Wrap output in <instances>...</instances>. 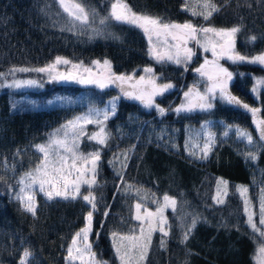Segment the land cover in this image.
Masks as SVG:
<instances>
[{
	"label": "trees",
	"instance_id": "trees-1",
	"mask_svg": "<svg viewBox=\"0 0 264 264\" xmlns=\"http://www.w3.org/2000/svg\"><path fill=\"white\" fill-rule=\"evenodd\" d=\"M71 1L89 12L87 24L74 20L58 0H0V71L41 66L55 56L79 62L106 59L111 73L147 75L143 69L152 68L158 82L174 87L154 97L164 115L156 107L117 93L115 113L100 123H86L77 143L83 154H100L95 174L89 171L84 177L95 183L80 184L74 199L36 195L35 214L15 196L18 179L36 163L37 146L80 108L72 103L58 106L49 99L65 95L101 105L116 92L110 86L48 81L25 90L27 99L18 101L13 97L22 90H0V264H19L25 249L32 253L28 264H64L65 247L90 211L91 247L97 261L121 264L119 247L121 254L129 253L128 264H256L255 252L264 237L249 226L245 199L250 201L254 221L264 230L259 225L264 146L255 133L252 114L220 95L212 100L211 109L177 113L172 108L175 92L191 79L188 66L154 59L146 35L135 25L114 19L102 24L113 0ZM122 1L132 11L164 22L238 27L232 38L234 55L253 56L264 50V0ZM206 3L218 9L207 20L201 14L210 10L203 7ZM222 63L232 73L228 91L243 104L259 108L256 117L264 119V89L252 93V75L264 68L227 59ZM204 121L214 141L207 158H201L202 152L190 155L186 147L189 133ZM226 126H231L227 136ZM236 126L251 133L254 143L235 135ZM101 127L107 133L104 144L89 138L100 134ZM250 152L256 159L246 158ZM238 186L248 191L242 196ZM89 193L95 198V209L83 199ZM165 196L175 200V206H165ZM158 208L163 209L167 235L160 231ZM148 212L154 215L148 217ZM137 215L142 219H135ZM194 218L196 226L185 240ZM149 222L154 229L150 242L145 239ZM127 236L140 237L139 243L147 245L143 259L140 248L132 249V242L122 239Z\"/></svg>",
	"mask_w": 264,
	"mask_h": 264
},
{
	"label": "snow or ice",
	"instance_id": "snow-or-ice-1",
	"mask_svg": "<svg viewBox=\"0 0 264 264\" xmlns=\"http://www.w3.org/2000/svg\"><path fill=\"white\" fill-rule=\"evenodd\" d=\"M61 7L67 12L71 17L74 18L76 21H80L82 24H87L89 22V12L79 3L75 4H67L65 0H59ZM203 7L205 9H210L206 12V14L201 13L204 16V19L207 20L213 11H217L215 5L213 4H204ZM93 14L95 11L93 10ZM196 12H193V15H196ZM107 19H114L115 21L128 23L135 25L145 32L146 35L149 37L150 44L152 43V36L153 34L156 35L157 38L163 36L165 38L164 42L168 43V38H171V41H176L177 44L174 45L176 48L175 54L171 52H165L164 54L153 53L154 58L158 62L164 61H172L176 64H181L189 62L191 58L195 55L191 48L187 47L188 41H195L198 45L203 47L204 51H212V55L215 57L217 56L216 45L212 42V40L208 37V34L211 33L216 37L221 38L223 40L225 37L228 40L225 41L224 45H221V53L220 55H224L226 50H234V44L232 41V37L235 36L237 32H239L238 27H232L231 29H215L213 27H197L191 23L185 22L184 24H177V23H164L159 18L150 17L148 15H138L131 11V9L126 5L117 0L116 3H112L111 5V12L108 17L101 19V23H105ZM201 38L205 40L204 44H201ZM252 41L256 39L255 36L250 37ZM209 45L211 49H209ZM150 52H153L150 49ZM233 62H244L247 61L249 63H259L264 65V54L252 57L251 59L236 54L235 56H228L227 57ZM71 62L67 59H63L61 57H57L54 64L48 65L46 67L29 69V68H19V69H12L11 71H21V72H28V71H35L38 73H48L51 79L55 80H75L81 84H95L97 87L103 89L109 86V84H117V86L121 87V91L123 95L139 100L145 107L152 108L156 107L157 111L161 114H165V109L159 107L158 105L154 104V97L157 95H163L164 92L172 89L174 87L171 83L165 84H157L156 81L159 77H156L154 74V69L152 68H145L143 71L145 74L150 75L152 78L149 79L146 83L151 85V89H141L139 91H128L123 88V84L127 81H130L132 77L125 76V75H116L115 73H111V64L110 61L104 60L103 64L109 69L110 75L107 78H92L89 76L88 78H84L79 76L77 73L67 72V73H57L53 75V70L55 69L56 65L64 64L68 65ZM94 64H99L100 61H94ZM210 62L205 59L203 65L200 68L195 69L197 73L201 76H206L208 81L210 82L204 94L195 91L194 89H189L188 92L184 93L185 99L187 101L186 104H181L180 107L176 108L175 111L177 113L182 111H193L196 108L201 110L211 109L213 104L211 100L216 97L217 92H219L220 98L227 101L229 104H234L237 107H242L247 112H250L252 116L255 118L257 113L260 112L259 108L250 107L248 104H243L237 97L232 96L231 93L228 91V82L232 80V73L228 72L226 68L220 67L216 65L215 61H212L214 65H216L217 71L213 74H209L206 72L205 66L208 65ZM81 65L72 64V68H78ZM186 70V69H185ZM85 72L90 73L91 69L85 68ZM38 82L36 80H15L12 84L8 85L9 87H22L25 85H36ZM145 83V77L141 76L136 84ZM257 85H264V80H257ZM135 87V85H133ZM253 92H258L257 88H253ZM118 99V98H117ZM110 108L106 107L103 111L100 109L91 108L89 109V113L84 116L76 117L73 121H68L66 125H63L61 129H58L56 133L50 137L49 141L45 145H38L37 150L38 152L43 154V158L41 162L36 166L33 172H28L25 174L24 177L21 178L19 183L23 184L24 187L20 189L21 193H27L26 198V210L35 214V202L34 196L32 194L34 186L38 185L39 191L44 193V195L48 199H53L54 197H63L68 199L69 196L75 198L76 195H79L80 184H87L89 187L95 183L94 179H85L84 177L88 174L89 171L95 174L96 166L100 158L99 152L90 153L88 155H83L79 153L78 144L76 142L79 135L83 132L82 127H78L80 122L85 123H92L93 116L99 117L101 114L103 115L104 119H108V112L111 111L113 114L115 113V99L110 102ZM97 123H100L97 120ZM257 129L260 132V139L264 140V120H256ZM229 130L224 132V135L227 136L229 131L231 130V126H226ZM235 135L240 137L243 140H246L248 144H253V137L251 133L247 132L246 130L236 126ZM69 136L72 137L71 142H69ZM62 137V138H61ZM107 133L104 132L103 127H101L100 134H92L89 138L97 140L98 143L104 144L106 142ZM213 134H208V139L205 142L203 148H201V152L203 156L201 158H207L208 152L211 150V145L213 143ZM187 147V145H186ZM195 153H190V155H194ZM246 158L256 159V155L254 153L246 154ZM81 166H77V165ZM75 175V179L69 180V177ZM2 179V177H0ZM225 185H227V181H221ZM47 185V189L45 187ZM59 185V186H58ZM238 191H240L241 195L243 196L248 190L247 188H243L238 186ZM18 199L24 200L23 196H18ZM83 199L87 201L89 204L92 205V208L95 209L96 205L94 203V197L89 193V195L83 196ZM165 206H168L170 203L172 206H175V200L171 199L168 196L164 197ZM218 203H223V200H218ZM249 204L250 201L245 199V211L248 213V224L252 228L254 232H258L261 237H264V230L261 229L254 221L253 216L254 213L249 211ZM141 207L140 204L136 205V208L139 210ZM157 213L160 214L161 219L158 221L161 225L160 231L164 232L167 235V232L164 231L163 224L165 223L162 216H163V209L158 208ZM107 215V213H106ZM154 213L148 212L147 216L152 217ZM87 225L82 228L79 232L76 233V236L73 238L72 244L75 245L77 243V238H83L84 241H87L88 234L91 231V221H92V212L90 211L87 214ZM137 220H141L142 217L137 215L135 217ZM259 225L264 226V190H262L261 197H260V219ZM196 226V219L192 220L191 226L189 227L188 231L184 234V239L188 238L191 230ZM153 227L151 222H149V229H148V236L145 238L150 242L151 232L153 231ZM144 229L141 228V234H143ZM117 234L113 233L115 237ZM122 239H126L132 242V249L140 248L141 250V259H143V255L146 254L147 245L140 244L139 240L140 237L136 236H127L122 237ZM163 246V242H162ZM77 255L73 256V248H68V257L67 259H80L81 264H85L84 262V254L87 253L92 260V264H106L103 261L96 260V254L92 252L91 244L86 243L84 248L81 250L79 248L76 249ZM116 253L121 260V264H128L129 253L125 252L121 254L120 248H116ZM259 253L261 256H264V247L259 249ZM32 253L25 249L22 255V258L19 261V264H28L29 257Z\"/></svg>",
	"mask_w": 264,
	"mask_h": 264
},
{
	"label": "rangeland",
	"instance_id": "rangeland-1",
	"mask_svg": "<svg viewBox=\"0 0 264 264\" xmlns=\"http://www.w3.org/2000/svg\"><path fill=\"white\" fill-rule=\"evenodd\" d=\"M117 0H113L112 3H116ZM121 3L125 4L122 0H120ZM59 3V0H58ZM65 3L71 5V4H75L74 2H72L71 0H65ZM111 3V5H112ZM60 5V3H59ZM111 5H110V12H111ZM61 6V5H60ZM63 9V8H62ZM64 10V9H63ZM132 11V10H131ZM134 12V11H132ZM136 13V12H134ZM110 14V13H109ZM138 15H145V14H139L136 13ZM150 17H154L152 15H148ZM156 18V17H154ZM164 22V21H162ZM185 22L188 21H183V22H164V23H177V24H184ZM189 23V22H188ZM199 27H210L207 25H200L197 26ZM234 26H226V27H213L217 30L219 29H231ZM141 29V28H140ZM143 31V29H142ZM144 32V31H143ZM145 34V32H144ZM146 35V34H145ZM147 39H148V46H149V50L152 49L153 52H151L152 56L154 57L153 53H159V54H164L165 52H171L172 54H175L176 48L174 47L175 44H177L176 41H171V38H168V43H165L164 40L165 38L163 36H160L159 38L156 37L155 34H153L152 36V43L150 44L149 42V37L148 35H146ZM208 37L212 40V42L216 45V51H217V56H213L212 55V51H204L203 47H201L200 45H198L195 41H188L187 43V47L191 48L192 51L195 53V55L191 58V60L189 62H187V64L185 63H181L184 67L188 66V68L190 69L191 72V79L183 86L180 87L178 86L175 92V101L172 105V108L175 110L176 108L180 107L181 104H186L187 101L185 99L184 93L188 92L189 89H194L195 91H198L201 94H204L206 91V88L209 85V81L207 79L206 76H201L199 73H197L195 71V69L200 68L201 65L204 64L205 59H207L210 63L208 65L205 66V71L208 72L209 74H213L217 71L216 65H219L220 67L226 68V66L222 63L223 59H228V56H235L232 50H226L224 55H220L221 53V45L225 44V41L228 40L227 37H225L223 40H221V38L214 36L213 34L209 33ZM233 38V37H232ZM231 38V39H232ZM205 40L203 38H201V44H204ZM212 45H209V49H211ZM264 54V50L261 51L258 54H255L253 56H245L249 59H251L252 57L258 56ZM57 57H61L63 59H66L65 57L62 56H55L53 57L50 61H48L47 63L41 65V66H24V65H19V66H12L11 68H8L7 70L4 71H0V90L1 89H11V90H22V94L21 95H16L13 97V99H16L18 101L20 100H25L27 99L26 96L24 95L25 90H30V89H37L40 88L42 86V84L44 82L48 83V81H52V82H69V83H74V84H78V85H86V84H81L76 82L75 80H55V79H51L48 75V73H38L35 71H28V72H21V71H11L12 69H19V68H29V69H35V68H41V67H46L48 65L54 64L55 60ZM155 59V58H154ZM69 60V59H67ZM106 59H91L89 61L86 62H79V61H71L69 60L71 63L68 65H64V64H60V65H56L55 69L53 70V75H56L57 73H67V72H73V73H77L79 76L84 77V78H88L89 76H91L92 78H107L110 75L109 69L104 66L103 61ZM94 61H100V63L94 64ZM212 61L216 62V65H214L212 63ZM232 61V60H230ZM168 62H172V61H168ZM247 62V61H244ZM249 63V62H248ZM72 64H77V65H81V67L72 68ZM259 64V63H256ZM260 66H262L264 68V65L259 64ZM85 68H89L91 69V72H85L84 69ZM227 69V68H226ZM228 70V69H227ZM228 72H230L228 70ZM117 75V74H116ZM125 76H130L132 77V79L130 81H127L123 84V88L128 90V91H139L141 89H151V85L147 84L146 82L151 79L152 77L149 75H138V76H133V75H125ZM141 76L145 77V83L142 84H136V81L139 80V78ZM15 80H36L38 83L36 85H25L19 88L16 87H9L8 85L12 84L13 81ZM257 80H264V72L262 73H258V74H254L252 75V93L254 95L257 94V92H253V88H257L258 90L260 89H264V85H257ZM157 84H165L167 82H158L156 81ZM91 85H95V84H91ZM133 85H135V87H133ZM96 86V85H95ZM110 87H112L116 94L115 95H111L110 97H108L101 105H94L93 103H91L88 100H85L84 98H79V99H69L67 98L65 95L63 96H52L49 99V102L58 106L64 105H76V106H80L79 111L74 112L73 114H71L68 118H66L64 121H62L55 129H53V131L51 132L49 138H47V140L45 141L44 144L41 145H45L48 143L50 137L53 136L54 133L57 132L58 129H61V127L63 125H66L68 121H73L76 117L79 116H84L86 114L89 113V109L91 108H95V109H100V110H104L106 107L110 108V102L113 101L114 99L116 100V96L117 93L123 95L122 91H121V87L117 86V84H109ZM219 95V92H217L216 96ZM213 100V99H212ZM211 100V103H212ZM199 109V108H196ZM112 112L109 111L108 115L111 114ZM103 115L101 114L99 117H96L95 115L93 116V122L92 124L97 123V120L100 121L101 119H103ZM256 120H264L263 118L260 119L258 117H253L252 123H253V127L255 129V133L259 139V141L262 143V145L264 146V140L260 139V132L257 129V124H256ZM86 123L85 122H80L78 124V127H82L84 129V125ZM213 131L211 130L209 123L204 121L201 122L200 125L194 127L192 129V131L189 133L187 139H186V145H187V149L189 152H194L195 154H199L201 152V148H203L205 142L208 139V134L212 133ZM213 134V133H212ZM81 135V134H80ZM79 135V137H80ZM79 137L77 138L76 142L78 143L79 141ZM62 138V137H61ZM72 137L69 136V142H71ZM79 153H81L79 151ZM39 157L36 161V163L28 170H26L25 172H23L19 179H18V185H17V189L15 192V196L16 198L18 196H23L24 200L18 199L17 200L20 202V204L22 206H24L26 208V198H27V193H21L20 189L22 187H24L23 184L19 183V181L21 180L22 177L25 176L26 173L28 172H33L34 169L36 168V166L41 162L42 158H43V154L38 152ZM83 154V153H82ZM90 153H86L83 155H88ZM78 167L81 165H77ZM75 179V175H73L72 177H69V180H73ZM59 186V185H58ZM46 189H47V185H45ZM33 196H34V202H35V197L36 195H41L42 197L47 198L44 193L39 191L38 185L34 186L33 188V192H32ZM73 195H75V193H73ZM72 196H69V198ZM63 198V197H61ZM89 212H86L85 216H84V221L83 224L72 234L70 240L68 241L66 247H65V253H64V264H81V260L80 259H73V260H69L67 259L68 257V248L72 247L73 248V256L75 257L77 255L76 253V249H83L84 245L86 243L88 244H92L93 238H91L90 233L88 234V239L87 241H84L83 238H77V243L75 245L72 244L73 238L76 236V233L79 232L82 228H84L87 225V214ZM261 247H264L263 245H260L257 247L256 252H255V262L256 264H264V256H261L259 253V249ZM84 262L85 264H92V260L90 259L89 255L87 253L84 254ZM107 264V263H106ZM109 264V263H108Z\"/></svg>",
	"mask_w": 264,
	"mask_h": 264
}]
</instances>
